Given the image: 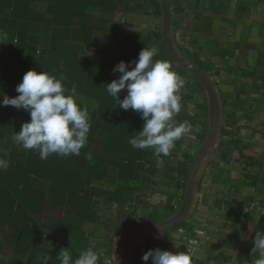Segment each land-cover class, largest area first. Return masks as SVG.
Returning <instances> with one entry per match:
<instances>
[{
	"label": "crops",
	"instance_id": "0c3cea01",
	"mask_svg": "<svg viewBox=\"0 0 264 264\" xmlns=\"http://www.w3.org/2000/svg\"><path fill=\"white\" fill-rule=\"evenodd\" d=\"M172 10L174 47L212 80L219 127L186 221L137 234L128 259L135 228L180 212L181 165L200 156L211 127L204 88L163 58L162 0H0V95L15 98L26 72L46 71L63 78L91 123L79 155L41 160L12 140L30 114L0 107V159L8 162L0 169V264H59L61 249L75 259L88 247L98 264H152L142 259L149 250L187 247L194 264H250L255 233L264 231V0H172ZM146 47L185 81L174 119L191 131L167 157L132 148L144 120L116 106L105 86L119 78L116 65Z\"/></svg>",
	"mask_w": 264,
	"mask_h": 264
},
{
	"label": "clouds",
	"instance_id": "9594fccd",
	"mask_svg": "<svg viewBox=\"0 0 264 264\" xmlns=\"http://www.w3.org/2000/svg\"><path fill=\"white\" fill-rule=\"evenodd\" d=\"M158 54L156 47H146L139 53L138 60L121 61L113 69L120 74L119 78L105 86L116 106L125 111L131 109L144 120L142 131L129 140L132 148L151 149L155 156L167 157L176 141L191 131V125L187 121L177 124L174 119L183 107L180 93L185 81L169 61L154 59ZM132 65V70H128ZM62 79L46 71L30 70L16 86L18 96L9 98L3 92L0 95L3 97L0 107L12 106L30 114V122L23 123L12 140L24 150H38L41 160L53 154L79 155L90 132L88 109L81 108L72 95L65 94ZM123 91L127 95L121 100L118 94ZM7 168L8 162L0 159V169ZM197 243L191 241L192 245ZM253 244L250 264H264V231H256ZM194 251L195 248L187 247L186 252L173 253L157 248L149 250L142 259L151 260L152 264H194ZM56 259L59 264H98L100 255L88 247L73 259L69 251L61 249ZM105 264L109 262L106 260Z\"/></svg>",
	"mask_w": 264,
	"mask_h": 264
},
{
	"label": "water",
	"instance_id": "95a60500",
	"mask_svg": "<svg viewBox=\"0 0 264 264\" xmlns=\"http://www.w3.org/2000/svg\"><path fill=\"white\" fill-rule=\"evenodd\" d=\"M162 6H163V43L167 57L171 63L177 65L183 71L192 75L193 78L204 88V90L208 94L210 99V110L212 116L211 127L208 132L203 151L200 154V156L193 162L190 171L188 173L187 182H186V194L180 212L174 219L166 223H163L161 226L145 225L135 228L130 235V241L128 244V259L130 258L132 253L133 239L137 234L144 233L147 231H158V232L171 231L179 228L186 221L191 211V207L193 203L197 168L201 163V161L208 155L216 131L219 127L220 102L215 86L212 80L210 79V77L204 71H202L200 68H198L190 61L186 60L185 58L181 57L177 53L172 38V17H173L172 0H162Z\"/></svg>",
	"mask_w": 264,
	"mask_h": 264
},
{
	"label": "trees",
	"instance_id": "16d2710c",
	"mask_svg": "<svg viewBox=\"0 0 264 264\" xmlns=\"http://www.w3.org/2000/svg\"><path fill=\"white\" fill-rule=\"evenodd\" d=\"M163 58L167 59V56L164 55ZM189 160H190V159H189ZM191 162H192V161H186V162H184V163L181 165V173H182V175H183V177H184L185 182H187L188 173H189L190 168H191V165H192Z\"/></svg>",
	"mask_w": 264,
	"mask_h": 264
}]
</instances>
